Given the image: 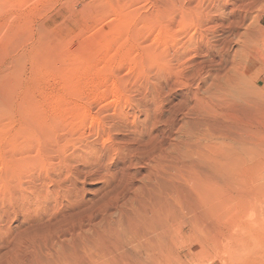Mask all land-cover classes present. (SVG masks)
I'll list each match as a JSON object with an SVG mask.
<instances>
[{
  "label": "bare ground",
  "instance_id": "1",
  "mask_svg": "<svg viewBox=\"0 0 264 264\" xmlns=\"http://www.w3.org/2000/svg\"><path fill=\"white\" fill-rule=\"evenodd\" d=\"M230 4L228 0H160L161 7L157 9L165 29L161 28L167 29L170 36L165 42L158 37L167 47L159 54L153 53L152 58L160 62L159 72L142 92L153 99L152 105L141 104V113L147 116L141 120V136H118L109 151L99 153L100 167L107 162L113 165L106 168L113 180L106 202L102 200L104 211L100 205L96 209L102 212L101 217L94 222L95 214L91 219L72 216L67 222L62 215L49 219L38 213L34 225H20L18 230L14 227L12 233L5 234L6 242L0 240V264H264V95L262 90L248 85L247 79L253 73L250 62L257 57L251 45L253 33L248 28L239 35V20H232L235 24L227 20L234 8L231 10ZM240 9L234 8L236 12ZM244 14L239 15L241 22L245 21ZM239 24L238 27L242 25ZM231 35L243 37L240 55L232 48ZM171 93H177V98L167 111L170 130L159 135L152 128L158 120L165 119L161 112ZM29 125L24 123L19 130L27 133ZM113 126L124 127L117 123ZM32 127V131L38 128ZM20 137L23 140L25 136ZM77 146L78 150L68 156V163L86 158L89 144ZM58 149L57 155L61 148ZM15 153L13 157L19 154ZM40 158L33 156V160ZM138 166L141 181L135 189L130 179L136 177ZM19 169L17 172L22 171ZM87 170L78 166L63 173L77 180ZM45 178L46 172L43 182ZM28 184L12 185V191L9 189L11 192L0 199V224L10 221L12 200L19 199L23 207L32 196L26 193L31 186ZM56 185L42 194L34 187L44 198L52 199L49 207L59 204L60 193L63 189L72 191L74 184ZM6 203L11 211L4 206ZM27 204L25 208L31 205Z\"/></svg>",
  "mask_w": 264,
  "mask_h": 264
},
{
  "label": "rangeland",
  "instance_id": "2",
  "mask_svg": "<svg viewBox=\"0 0 264 264\" xmlns=\"http://www.w3.org/2000/svg\"><path fill=\"white\" fill-rule=\"evenodd\" d=\"M235 1L228 0L231 3L230 8L241 9L236 12L233 8L236 15L231 11V14L229 12L230 16L226 15V18L228 21L239 20L242 23L240 27H238L239 22L238 26L235 25L239 30V35H242L243 30L245 33L248 28L253 33L251 45L256 50L257 57L250 62L253 73H250L252 78L249 77L247 80L251 88L262 90L264 95V0ZM239 4L242 6L240 7ZM159 7H161L160 0H0V165L2 160L4 164L0 168V199L5 198L4 196L12 191L13 186L19 184L30 183L31 186L26 193H32L29 201L27 200L28 204L27 201L25 202L27 205L31 203L32 206L26 205L27 208H25L24 204L22 207L19 199H14L9 203V206H12L10 221L0 224V234L2 235H0V240L2 242H6V237H8L6 235L12 233L14 227L15 230H18L24 225H34L38 221V213L39 217L49 219L62 215L67 222H71L72 216L74 219L82 217L91 219L95 214L94 222L101 217L100 214L105 208L101 207V204L105 201L108 192L110 193L109 184L113 180L111 174L107 172V166L113 165H109L107 162L106 165L103 164L100 167L97 164V159L101 155L99 153L109 151L118 136H129L130 138H133V135L134 137L141 136V120L147 117L141 113V104L152 105L153 99L146 97L142 92L146 85L148 87L150 78L159 72L160 62H157L155 57L152 58L153 53L159 54L162 49H165L167 45L164 42L170 36L167 29L162 31L163 27L160 22L164 18H161L158 13L160 12ZM241 12L244 14V22L240 21V16H243ZM151 19H156V21ZM231 21L229 22L231 23ZM233 21L232 23L235 24L236 22ZM154 26L158 29L162 28L159 31ZM233 27H231L232 31ZM157 32L159 33L157 34ZM158 37L164 42H160ZM231 37L234 41L232 48L236 49L235 51L240 55L239 49L243 37L234 35ZM159 46L161 47L159 48ZM195 57L198 58V56ZM176 94L171 93L169 95L171 98L167 97V104L161 112L165 119L158 120L152 128L159 135L170 130L167 124L170 116L167 111L172 105V101L177 98ZM119 108L122 110L120 111ZM121 112L122 114H120ZM155 115L159 116L158 113ZM42 121L46 125L40 124ZM24 123L30 124L29 127H26L25 132L28 131L27 133L19 130ZM115 123L123 125L124 129L114 127ZM75 125L77 126L75 127ZM36 126H39L37 130ZM31 127L35 129L32 131ZM45 127H49L51 130L49 131ZM46 129L48 133H51L49 136H52H48ZM134 129L136 132H133ZM37 132L47 136L43 135L42 137ZM20 134L31 140H27V138L24 140L25 137L22 140ZM28 134L32 136L29 137ZM137 134L139 135L136 136ZM35 135H38L37 138L39 137L41 140L44 139L43 142L39 141L40 139L38 138V140ZM33 136L35 137L32 140ZM20 141L21 143H18ZM77 143L89 144V148L85 150L87 156L83 153L86 157L83 158V161L82 159L73 160L68 163V156L78 150ZM40 145L47 146L49 149L45 147L46 150L43 146L41 148ZM55 148H61L58 155ZM24 150L28 151L25 153ZM5 151L8 153H4ZM13 151L16 152L15 154L17 152L19 154L13 157ZM47 151L50 155L45 153ZM20 152L25 154H20ZM21 156L24 160L17 159ZM33 156L41 158L33 160ZM12 157L15 159H11ZM28 157L31 162L27 161ZM43 157H47V160L46 158L44 160ZM21 161L24 162L21 163ZM78 166L86 167L88 170L77 180L66 176L65 172L63 173L67 168L72 169ZM18 168L22 171L17 172ZM138 168L136 171L132 169L136 172V177L130 179V186L135 189L141 181V167L138 166ZM25 170L26 172H24ZM4 171L6 172L4 173ZM45 172L47 179L45 178L43 182ZM7 183H10L11 187H8ZM56 184L66 185L65 187L74 185L72 191L63 189L64 192L60 193V205L49 207L52 199L46 196L44 198L41 194ZM34 187L36 190L39 188L38 192L41 194ZM24 190L26 189L21 191ZM38 194L40 195L37 197ZM16 204L19 205L18 209ZM99 205L102 212L99 208V212L96 210ZM4 206H7L8 211L10 210L8 203ZM72 213H76V215ZM2 248L1 250H3Z\"/></svg>",
  "mask_w": 264,
  "mask_h": 264
}]
</instances>
